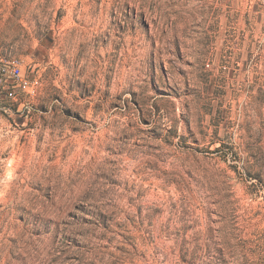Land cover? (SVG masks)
I'll use <instances>...</instances> for the list:
<instances>
[{"label": "rangeland", "instance_id": "rangeland-1", "mask_svg": "<svg viewBox=\"0 0 264 264\" xmlns=\"http://www.w3.org/2000/svg\"><path fill=\"white\" fill-rule=\"evenodd\" d=\"M13 62L0 264H264V0H0Z\"/></svg>", "mask_w": 264, "mask_h": 264}, {"label": "built area", "instance_id": "built-area-1", "mask_svg": "<svg viewBox=\"0 0 264 264\" xmlns=\"http://www.w3.org/2000/svg\"><path fill=\"white\" fill-rule=\"evenodd\" d=\"M0 76L11 80L14 87L26 88L29 81L23 76L18 63L0 64Z\"/></svg>", "mask_w": 264, "mask_h": 264}, {"label": "trees", "instance_id": "trees-1", "mask_svg": "<svg viewBox=\"0 0 264 264\" xmlns=\"http://www.w3.org/2000/svg\"><path fill=\"white\" fill-rule=\"evenodd\" d=\"M206 249H209V246H206ZM199 248H197V252H195V255H197L198 254V252H199ZM221 252V251H220ZM209 253V252H208ZM205 257V256H204ZM203 256L201 257L202 259L204 258ZM207 260H201L200 258H199V256H193L190 260H189V262H187L188 264H211V262H212V260H210V259H208L209 257H210V255L209 254H207Z\"/></svg>", "mask_w": 264, "mask_h": 264}]
</instances>
